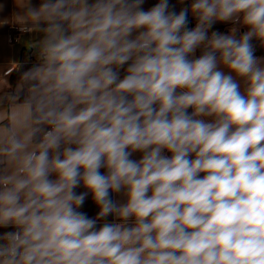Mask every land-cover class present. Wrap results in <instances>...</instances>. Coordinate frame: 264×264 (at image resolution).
Wrapping results in <instances>:
<instances>
[{
	"label": "clouds",
	"instance_id": "1",
	"mask_svg": "<svg viewBox=\"0 0 264 264\" xmlns=\"http://www.w3.org/2000/svg\"><path fill=\"white\" fill-rule=\"evenodd\" d=\"M14 2L0 264H264V0Z\"/></svg>",
	"mask_w": 264,
	"mask_h": 264
},
{
	"label": "crops",
	"instance_id": "2",
	"mask_svg": "<svg viewBox=\"0 0 264 264\" xmlns=\"http://www.w3.org/2000/svg\"><path fill=\"white\" fill-rule=\"evenodd\" d=\"M157 0H145V4L143 7L148 9L153 4H155ZM32 6H38L40 0H30ZM172 5H175V10L178 12L181 7L185 5L177 3V0H170ZM188 3V0H185V4ZM0 21L3 20H11V18L16 15L18 12H22L23 10L18 8L15 4L14 0H0ZM195 20L190 16V26H194ZM231 25L218 23L215 25V29L221 32H226L227 28ZM18 29V26L7 23L0 25V70H3L8 66L10 62H17L22 67L18 71H13L10 75L6 77L7 83L11 85V89L5 88L6 85L3 81H0V97L3 96L5 92L11 91L15 88L19 75L22 71L26 70L27 68L31 67L35 62L36 58L32 53V50H29L24 47L23 42L29 40L30 38H34V35H30L28 33L24 34H16L15 36L11 37L10 31L12 29ZM247 29H241V34L243 31ZM197 55H199V50L197 51ZM257 56H264V50L257 48L256 51ZM6 104L7 102L4 101ZM134 158H138V155H135ZM78 191H83V189H78ZM114 198L120 199L117 195ZM81 211L86 212L90 217L94 216L97 209L95 205L92 203L91 198L89 197L88 200L85 202L84 207ZM3 231V230H0Z\"/></svg>",
	"mask_w": 264,
	"mask_h": 264
},
{
	"label": "trees",
	"instance_id": "3",
	"mask_svg": "<svg viewBox=\"0 0 264 264\" xmlns=\"http://www.w3.org/2000/svg\"><path fill=\"white\" fill-rule=\"evenodd\" d=\"M16 34H20V32L18 31L17 28H16V29H12V30L10 31V35H11V37L15 36ZM254 43H255V42H254Z\"/></svg>",
	"mask_w": 264,
	"mask_h": 264
}]
</instances>
